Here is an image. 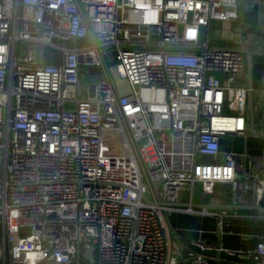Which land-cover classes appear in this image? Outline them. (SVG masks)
Segmentation results:
<instances>
[{
    "label": "built area",
    "instance_id": "2783aa9c",
    "mask_svg": "<svg viewBox=\"0 0 264 264\" xmlns=\"http://www.w3.org/2000/svg\"><path fill=\"white\" fill-rule=\"evenodd\" d=\"M241 5L0 0V264H88L86 246L93 264H209L223 251L198 239L168 258L165 217H212L222 232L227 212L191 207L195 187L264 198V163L245 173L220 148L253 126L247 55L210 45V24L237 21ZM108 132L123 152L102 153ZM244 254L264 264V238Z\"/></svg>",
    "mask_w": 264,
    "mask_h": 264
},
{
    "label": "crops",
    "instance_id": "0c3cea01",
    "mask_svg": "<svg viewBox=\"0 0 264 264\" xmlns=\"http://www.w3.org/2000/svg\"><path fill=\"white\" fill-rule=\"evenodd\" d=\"M262 3L264 0H260L261 5L256 0H242L237 21L229 24L212 22L209 29L213 42L225 45L229 43L248 56H246V65L252 76L249 104L253 108V97H255V103L261 113L257 126L254 123L250 126L256 133L264 130V4ZM224 25H227L228 29H224ZM228 31L236 33L234 32L235 35L231 37ZM239 39L242 40L241 44L234 45ZM82 82L80 81V84ZM220 148L223 153L236 154V162L239 166H243L245 173L248 169L253 173L258 172L256 167L264 163V138L253 135L251 130L246 133L245 138L232 135L221 138ZM202 160L209 162L212 159ZM182 193L178 205H189L186 192ZM232 196L233 191L228 184L215 185L213 194H205L200 186L195 187V197L191 207L195 210L206 208L205 210L215 212L225 211L229 218L222 232H216V220L212 217L184 214L166 216L167 257L173 256V247H188L191 242L199 239L207 245L236 253L235 256H229L223 251L206 253L210 260L209 264H254V261L247 258L244 253L254 250L257 243L264 238V212L241 210L243 207H251L250 192H240L239 201H234ZM177 264L191 263L182 257L178 258Z\"/></svg>",
    "mask_w": 264,
    "mask_h": 264
},
{
    "label": "rangeland",
    "instance_id": "374dc122",
    "mask_svg": "<svg viewBox=\"0 0 264 264\" xmlns=\"http://www.w3.org/2000/svg\"><path fill=\"white\" fill-rule=\"evenodd\" d=\"M233 26H239V24L238 25L233 24ZM223 27H224V29H228L227 25H224ZM210 32H211V30H210ZM234 32L233 31L229 32V36L233 37L236 33V32L235 33ZM212 35L215 36L214 33H212ZM213 41L214 40H212V43L210 44L211 46H215V47H228V46H230L229 43H227L226 44L227 46H226L225 44H222L219 42L215 43ZM113 79H114V83H115V86H116L119 94L126 95L130 92L129 85L125 81L120 80L117 77V75L115 74V72L113 74ZM82 81L83 82L81 84L82 85L81 88L85 89V87L88 85V81H86L85 79ZM249 105H250L249 100H247V107H246L247 116H249ZM260 114L261 113H259V110H258L257 105L255 103V97H253V116H254L253 123L255 126H257L258 122L260 121ZM262 120H263V116H262ZM123 145H124V143H123L120 135H118L116 133H111V132L105 133L104 140L102 143V153L107 154V155H114V154L123 152L124 151Z\"/></svg>",
    "mask_w": 264,
    "mask_h": 264
},
{
    "label": "water",
    "instance_id": "95a60500",
    "mask_svg": "<svg viewBox=\"0 0 264 264\" xmlns=\"http://www.w3.org/2000/svg\"><path fill=\"white\" fill-rule=\"evenodd\" d=\"M78 88H79V83H78ZM250 130H251V133L253 135H258V136L264 138V132L262 130L259 133H256L255 131H253V129H250ZM241 210L254 211V212H264V208L261 206V203H258V205L256 207H243ZM85 249H86V253L83 255V258L88 261V264H93L94 263L93 255H94L95 247L94 246H86Z\"/></svg>",
    "mask_w": 264,
    "mask_h": 264
},
{
    "label": "trees",
    "instance_id": "16d2710c",
    "mask_svg": "<svg viewBox=\"0 0 264 264\" xmlns=\"http://www.w3.org/2000/svg\"><path fill=\"white\" fill-rule=\"evenodd\" d=\"M263 128H264V126H263ZM264 131V130H263ZM263 175H264V168H263ZM261 205L264 207V198L262 199V201H261Z\"/></svg>",
    "mask_w": 264,
    "mask_h": 264
}]
</instances>
